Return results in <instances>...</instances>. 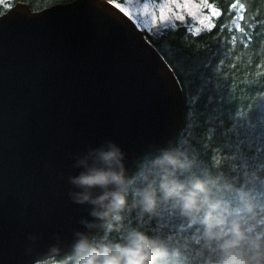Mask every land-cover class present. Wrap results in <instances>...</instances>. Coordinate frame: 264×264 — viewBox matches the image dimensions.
I'll return each mask as SVG.
<instances>
[{
    "label": "water",
    "instance_id": "obj_1",
    "mask_svg": "<svg viewBox=\"0 0 264 264\" xmlns=\"http://www.w3.org/2000/svg\"><path fill=\"white\" fill-rule=\"evenodd\" d=\"M183 119L151 35L110 1L35 12L16 2L0 15V264H34L53 247L63 256L76 233L93 237L100 222L70 196L79 161L113 143L126 176Z\"/></svg>",
    "mask_w": 264,
    "mask_h": 264
},
{
    "label": "trees",
    "instance_id": "obj_2",
    "mask_svg": "<svg viewBox=\"0 0 264 264\" xmlns=\"http://www.w3.org/2000/svg\"><path fill=\"white\" fill-rule=\"evenodd\" d=\"M14 1L35 12L74 0ZM205 2L219 12L211 32L197 35L179 25L151 35L184 96L182 127L165 149L182 153L189 164L176 179L187 183L192 177L216 178L210 197L221 208H238L239 194H246L253 214L245 216V227L264 239V0H235L241 7L236 29L231 27L234 8H229L234 0ZM160 153L135 162L125 176L132 187L143 186L142 171L152 178V162ZM132 228L166 239L169 249L179 253L178 264H210L212 254L202 248L199 225L166 204L156 216L143 220L132 211L119 232L105 237L100 227L93 237L116 241Z\"/></svg>",
    "mask_w": 264,
    "mask_h": 264
},
{
    "label": "clouds",
    "instance_id": "obj_3",
    "mask_svg": "<svg viewBox=\"0 0 264 264\" xmlns=\"http://www.w3.org/2000/svg\"><path fill=\"white\" fill-rule=\"evenodd\" d=\"M90 155L92 163L79 161L83 170L69 179L77 189L70 196L74 203L90 206L89 215L100 222L105 237L119 232L130 212L135 211L137 219L143 220L156 216L166 204L190 224L199 225L202 248L212 254L210 264H264V239L245 227V216L253 214L246 194H239L238 208H221L210 197L216 178L192 177L187 183L176 179L178 171L189 168L182 153L162 150L152 162V178L143 171L139 174L142 187H132L125 177L123 152L116 144L109 143ZM93 190H99L98 194L94 195ZM75 235L63 256L53 247L49 255L34 264H178L179 253L169 249L166 239L137 228L127 230L116 241H97L84 233Z\"/></svg>",
    "mask_w": 264,
    "mask_h": 264
},
{
    "label": "rangeland",
    "instance_id": "obj_4",
    "mask_svg": "<svg viewBox=\"0 0 264 264\" xmlns=\"http://www.w3.org/2000/svg\"><path fill=\"white\" fill-rule=\"evenodd\" d=\"M134 22L138 29H144L150 35L159 33L164 28L185 26L191 33L197 34L208 30L213 25L219 12L205 0H108ZM0 10L8 11L14 0H4ZM3 3V0H0ZM12 8V7H11ZM235 16L231 27H239L241 7L235 5Z\"/></svg>",
    "mask_w": 264,
    "mask_h": 264
},
{
    "label": "snow or ice",
    "instance_id": "obj_5",
    "mask_svg": "<svg viewBox=\"0 0 264 264\" xmlns=\"http://www.w3.org/2000/svg\"><path fill=\"white\" fill-rule=\"evenodd\" d=\"M4 6H5V2H4V0H3V3H0V7H4ZM234 6H235V0H234L233 4L229 5V8H232V7H234ZM11 7H12L11 5H8V11L11 10ZM5 14H7V13H5ZM125 15H128V14L125 13ZM215 27H216L215 24L211 25V27L208 29V31L211 32L212 29L215 28ZM197 35H199V33H197Z\"/></svg>",
    "mask_w": 264,
    "mask_h": 264
}]
</instances>
